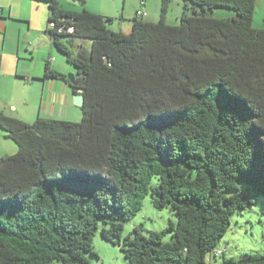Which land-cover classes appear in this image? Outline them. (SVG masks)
I'll return each instance as SVG.
<instances>
[{
    "label": "trees",
    "instance_id": "16d2710c",
    "mask_svg": "<svg viewBox=\"0 0 264 264\" xmlns=\"http://www.w3.org/2000/svg\"><path fill=\"white\" fill-rule=\"evenodd\" d=\"M33 1L47 5L45 34L76 69L70 82L47 59L43 79L80 90L83 104L78 122L26 123L0 111V129L17 146L0 158V264H92L86 254L97 256L99 225L128 264H212L232 214L264 198V28L253 25L255 0H182L177 25L161 0L159 20L135 13L129 33L86 8ZM62 38L87 39L90 49L74 55ZM147 195L176 224L123 237ZM217 250L221 264H264V253Z\"/></svg>",
    "mask_w": 264,
    "mask_h": 264
},
{
    "label": "rangeland",
    "instance_id": "374dc122",
    "mask_svg": "<svg viewBox=\"0 0 264 264\" xmlns=\"http://www.w3.org/2000/svg\"><path fill=\"white\" fill-rule=\"evenodd\" d=\"M3 1V0H2ZM7 1V0H5ZM85 3L80 4L76 0H60L62 6L70 10H81L86 8L95 13H99L105 17L112 19L107 23V27L113 31L125 30L130 24V19L137 11L144 12L143 19L156 22L160 16L161 0H82ZM33 6L29 10L24 9L16 12L7 19V32L1 41L0 50L3 58V69L0 71V97H9L29 92L26 88V82L30 81V77L11 78L12 68L22 71V68H30L31 72H43L44 60L48 49L51 50L49 58H58L63 67L70 70L64 71L66 76L75 75L76 69L73 65L66 62L64 55L50 46L49 38L46 36V16L47 5L43 2H32ZM182 0H170L169 9L166 15V22L171 25L179 23V17L182 13ZM27 40L33 43L28 45V52L25 51L21 40L27 32ZM39 25L41 26L39 29ZM22 37V38H21ZM62 41L69 46L73 54H77L80 39L62 38ZM24 42V41H23ZM52 45V44H51ZM2 48V49H1ZM19 48V49H18ZM19 50V51H18ZM32 76V75H31ZM16 81V82H15ZM38 79H33V82ZM12 82L17 83L18 88L10 89ZM27 90V91H26ZM0 146L6 148L11 145L17 151L16 144L6 138L3 130L0 129ZM5 137V138H4ZM15 151V152H16ZM170 224H176V216L169 208L158 209L154 207L150 195L144 197L141 210L129 221L123 224L122 236L132 235L133 227H140L141 233L147 235L149 231L162 232ZM99 225L94 239L93 250L97 256L86 254V257L92 264H128L124 259L123 253L117 244L105 241L100 237ZM170 234L163 236V241L171 242ZM217 249L224 250L225 257L238 258L245 252L264 253V198L257 197L251 206H247L243 210L234 212L230 218V225L218 244ZM208 261V257H207ZM222 258H213L212 264H221ZM52 264H61L55 261Z\"/></svg>",
    "mask_w": 264,
    "mask_h": 264
},
{
    "label": "crops",
    "instance_id": "0c3cea01",
    "mask_svg": "<svg viewBox=\"0 0 264 264\" xmlns=\"http://www.w3.org/2000/svg\"><path fill=\"white\" fill-rule=\"evenodd\" d=\"M33 0H0V45L2 47L1 41L4 37V34L7 32V19L18 11H22L24 9L29 10L32 8ZM81 4V3H80ZM70 10V9H68ZM79 11V10H74ZM217 17H228L233 13L227 9H217L215 11ZM48 16V11H47ZM46 16V20H47ZM148 21H151L148 19ZM253 25L258 28H264V0H255V9L253 13ZM39 25V29H40ZM27 27V32L23 35V40H21L23 47H25V51L28 52V45H32L33 43L30 40L26 39V36L29 35ZM120 31L124 33H129L130 24L125 28V30ZM47 36V34H46ZM48 37V36H47ZM22 38V37H21ZM49 38V37H48ZM24 41V42H23ZM50 41V39H49ZM50 46L51 41H50ZM2 49V48H1ZM19 49V48H18ZM90 49V41L87 39H80L79 49L77 53L81 50L89 51ZM34 50V49H33ZM19 51V50H18ZM3 51L0 50V61L1 67L3 69ZM51 55V50L48 49L45 54L46 59ZM54 59V58H53ZM64 65L60 63L58 58H55L51 62V67L57 72L66 75L64 71L70 70L68 67L64 68ZM20 71L17 68H12V74H10L11 78H19L21 77H30L32 78L30 81L26 82V88L29 92H26V96H22L23 94L17 95L11 98L9 97H0V111L4 114L17 118L26 123H32L37 117L46 118V119H55V120H66L72 122H78L81 119V111L80 107L73 103L72 99V91L67 85L66 82L59 78H46L43 79V72H31L30 68H22ZM32 75V76H31ZM33 79H38V81L33 82ZM16 82V81H15ZM18 88L17 83L12 82L11 88L14 91ZM26 90V91H27ZM1 135V134H0ZM1 138V136H0ZM5 138V137H4ZM15 148L11 145H7L6 148L0 146V158L6 155H12L15 153Z\"/></svg>",
    "mask_w": 264,
    "mask_h": 264
},
{
    "label": "built area",
    "instance_id": "2783aa9c",
    "mask_svg": "<svg viewBox=\"0 0 264 264\" xmlns=\"http://www.w3.org/2000/svg\"><path fill=\"white\" fill-rule=\"evenodd\" d=\"M137 15L143 17V16L145 15V13H144V12H141V11H137ZM48 28H50V29H54V28H56L57 32H62V31L64 30V27H63V26H59V27H57L56 24H55L54 22H50V23H48ZM66 32H67V33H71V32H72V28H71V27L66 28ZM53 60H54L53 58L50 59L51 62H52ZM220 253H221L220 250H216V251L213 253V257H214V258H217V257L220 255Z\"/></svg>",
    "mask_w": 264,
    "mask_h": 264
},
{
    "label": "water",
    "instance_id": "95a60500",
    "mask_svg": "<svg viewBox=\"0 0 264 264\" xmlns=\"http://www.w3.org/2000/svg\"><path fill=\"white\" fill-rule=\"evenodd\" d=\"M76 2L78 3H81V4H84L85 2L82 1V0H76ZM67 79L72 82L74 80V75H68L67 76ZM72 99H73V103L77 106H82L83 104V96L82 94L80 93V90L76 91V92H73L72 93ZM119 246V244H118Z\"/></svg>",
    "mask_w": 264,
    "mask_h": 264
}]
</instances>
